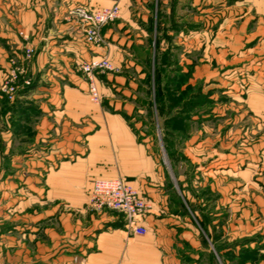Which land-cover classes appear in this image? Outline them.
I'll list each match as a JSON object with an SVG mask.
<instances>
[{"label": "crops", "instance_id": "obj_1", "mask_svg": "<svg viewBox=\"0 0 264 264\" xmlns=\"http://www.w3.org/2000/svg\"><path fill=\"white\" fill-rule=\"evenodd\" d=\"M179 1L174 0L176 8ZM115 3L120 7L119 20L101 30L103 39L110 42L109 47L86 44L79 26L67 17L68 9L75 4L103 8ZM130 3L127 0H0V81L8 69L9 49L20 50L26 42L37 52L29 67L36 77L35 90L21 97L20 103L23 107L24 100L34 99L37 111L44 117L37 127L38 135L33 138L35 150L32 149L28 159L34 169L30 176L33 192L42 195L46 202H62L57 213L58 206L54 205L40 216L14 220L21 224V235L13 239L0 234V264H179L174 244L189 239L178 230L190 224L170 213V197L161 166L147 150L145 141L139 140V135L120 115L90 105L87 81L75 71L76 61H88L92 57L106 56L119 67L126 61L121 49L142 44V38L137 36L146 35L144 25L139 35L134 32L125 36L129 31ZM189 3L193 10L200 0ZM240 3L252 4L256 18L264 22V0H240ZM249 12L246 9L227 16L226 24L234 21L240 24L223 34L228 36L226 44L233 53L232 62L242 57L240 46L248 37L243 27ZM223 35L217 31L216 43L221 42ZM259 36L262 37L259 48H264V30L259 31ZM255 62H259V74L244 102L247 111L259 121V136H255L250 157L245 160L254 163L259 154V183L263 187L259 190V209L264 211V163L260 164L264 155V56ZM0 120V144L3 142L7 148L8 133L2 126L5 116L1 115ZM232 130L230 124H202L185 154L198 174L195 178L203 181L199 186L215 195L213 205L222 211L219 216L227 215V223L223 219L224 232L226 224L231 230L233 166L244 161L238 156L233 158ZM255 133L251 130V134ZM25 156L21 155V161ZM99 179H121L151 203L152 208L143 219L149 234L143 237L129 234L124 219L116 212H87L88 192ZM2 214L0 228L10 223L8 216ZM25 224L32 228L26 231L28 240L24 241ZM191 239L188 241L194 242L193 236Z\"/></svg>", "mask_w": 264, "mask_h": 264}, {"label": "rangeland", "instance_id": "obj_2", "mask_svg": "<svg viewBox=\"0 0 264 264\" xmlns=\"http://www.w3.org/2000/svg\"><path fill=\"white\" fill-rule=\"evenodd\" d=\"M189 1L180 0L176 8L174 0H127L131 2V14L125 36L134 32L139 35L144 26L146 35L137 36L142 38V44L137 47L120 48L125 63L118 67L110 62V71L95 74L99 101L88 100L90 105L120 115L139 135V140L145 141L147 150L161 166L165 190L170 197V213L183 217L190 224L178 233L183 232L188 240L193 236L194 240H177L174 244L179 264H264L259 154L254 163L245 160L250 157L255 136H259V121L247 111L244 102L259 74V62L255 61L264 56V48H259L262 38L259 31L264 30V22L256 18L252 4L240 3V0H200L193 10ZM77 6L96 8L75 4L68 9L67 17L81 29L69 14L70 9ZM246 9L250 12L243 30L248 37L240 46L242 57L232 62L233 53L226 44L228 36L223 34L240 24L239 21L226 24V19L230 12L240 14ZM217 31L223 35L219 43H216ZM22 35L20 32L19 36ZM26 45L25 42L22 49L7 51L8 69L0 81V118L5 116L2 126L8 133L7 148L3 142L0 144V209L3 210L0 216L4 213L10 220L0 228V234H8L13 239L21 228L14 220L37 217L54 205L58 206L57 213L62 207V202H46L42 195L33 192L30 176L34 169L28 159L32 149L35 150L32 142L38 135L37 127L43 116L37 111L34 99L24 100L23 107L20 104L21 97L31 95L36 86V77L29 67L37 52L33 46ZM100 45H110L101 31L100 41L95 46ZM28 49L31 50L29 57L26 56ZM86 94L89 97L88 91ZM207 123L230 124L233 158L238 156L244 160L233 166L232 171L230 232L227 224L223 231V219L225 217L227 223V215L219 216L222 211L213 205L215 195L199 186L202 180L195 178L198 174L194 165L185 157L191 148L189 142L194 139L193 134L199 135V126ZM251 130L257 133L253 135ZM22 154L27 156L21 161ZM262 162L264 155L260 164ZM86 204H89L88 198ZM87 212L101 211L89 205ZM25 225L24 241L28 240L26 231L32 228L30 224ZM124 228L136 237L149 234V230L143 236L133 234L125 221ZM27 243L24 245L30 246Z\"/></svg>", "mask_w": 264, "mask_h": 264}, {"label": "built area", "instance_id": "obj_3", "mask_svg": "<svg viewBox=\"0 0 264 264\" xmlns=\"http://www.w3.org/2000/svg\"><path fill=\"white\" fill-rule=\"evenodd\" d=\"M69 14L74 16L80 25L85 43L95 46L100 41L101 29L119 17L120 8L117 4L96 9L77 6L71 8ZM30 52L31 50L28 49L26 56H31ZM74 65L75 70L88 81L87 91L90 101L98 102L100 96L94 76L112 69L109 59L106 56L92 57L88 61H76ZM88 203L95 210L118 213L133 234L143 236L147 233L143 219L151 210V203L127 182L121 179L94 181L88 192Z\"/></svg>", "mask_w": 264, "mask_h": 264}, {"label": "trees", "instance_id": "obj_4", "mask_svg": "<svg viewBox=\"0 0 264 264\" xmlns=\"http://www.w3.org/2000/svg\"><path fill=\"white\" fill-rule=\"evenodd\" d=\"M207 191H205V193H206Z\"/></svg>", "mask_w": 264, "mask_h": 264}]
</instances>
